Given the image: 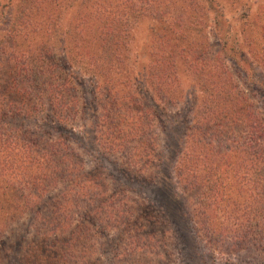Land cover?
<instances>
[{
  "label": "rangeland",
  "instance_id": "1",
  "mask_svg": "<svg viewBox=\"0 0 264 264\" xmlns=\"http://www.w3.org/2000/svg\"><path fill=\"white\" fill-rule=\"evenodd\" d=\"M6 1L0 0V39L5 38L3 30L18 7L17 0ZM160 1L155 16L145 14L128 24L124 60L112 74V84L74 63L79 59L69 40L74 36L71 21L77 17V2L56 9L57 33L41 35L54 45L51 59L65 63L70 96L77 103L74 115L58 129L66 153L77 165L75 179L56 182L33 208L12 220L4 218L0 209V264H264V225L248 240L232 242L225 234L217 236L199 226L196 215L191 219L197 208L195 192L176 186L173 160L180 145L175 146L174 136L182 140L193 98L211 92L205 71L198 80L197 73L184 71L180 59L169 58L176 56V44L193 54L190 59H196V67L209 59L216 69L225 68L229 72L226 90L248 98L251 110L264 119V62L259 63L254 54L264 45V0ZM58 35L68 41L63 52L55 43ZM89 36L91 31L82 44L88 52L83 62L98 66L101 57L93 43L86 42ZM9 39L17 51L37 43V37L17 32L10 33ZM152 53L160 56L163 82L171 94L168 91L161 99L152 96L157 109L150 106L138 77ZM109 84L118 94L116 103L106 92ZM131 94L135 97L128 105ZM103 106L109 111L106 120L101 115ZM148 108L151 114L145 123L158 160L140 170L127 163L128 156L120 150L107 149L126 143L128 128L135 118L143 122ZM25 123L32 130L50 129L34 120ZM242 185L241 191L249 194L250 185ZM84 191L87 197H73L74 192Z\"/></svg>",
  "mask_w": 264,
  "mask_h": 264
},
{
  "label": "trees",
  "instance_id": "2",
  "mask_svg": "<svg viewBox=\"0 0 264 264\" xmlns=\"http://www.w3.org/2000/svg\"><path fill=\"white\" fill-rule=\"evenodd\" d=\"M69 1L17 0V12L9 17L3 30L5 38L0 39V209L8 220L33 208L47 188L71 178L77 169L58 130L74 115L77 103L70 96L73 91L65 63L51 59L54 45L51 38L41 35L57 33L56 9L62 4L71 8L77 2V17L71 21L74 36L69 40L79 59L74 63L89 69L96 79L110 83L112 74L124 60L128 24L145 14L155 16L161 3L159 0ZM91 22L93 25H89ZM90 31L91 37L86 42L93 43V50L100 54L98 66L83 62L88 52L82 44ZM12 32L37 37V43L33 48L26 47V51H17L14 40L9 39ZM261 39L264 44V29ZM55 43L59 52L69 47L68 41L59 35ZM173 48L176 56L169 58L180 59L184 71L197 73L198 80L205 71L204 79L211 92L193 98L189 126L185 127L182 140L174 136L175 146L180 145L173 160L176 186L182 191L194 190L197 208L191 212V219L196 215L201 220L197 222L199 226L208 227L217 236L225 234L232 242L246 241L261 232L264 225V119L251 110L248 98L226 90L229 72L225 68L216 69L209 59L196 67V59H190L193 54H187L176 44ZM254 54L263 63L264 45ZM150 57L139 72V85L150 106L157 109L159 106L153 105L152 96L161 99L170 87L163 82L160 56L152 53ZM136 80L132 79L134 83ZM110 84L106 92L111 95V102L116 103L119 97ZM133 97L131 94L128 98V105L133 104ZM105 107H102L103 120L109 113ZM148 109L143 122L141 117L135 118L128 128L126 143L111 144L107 149L120 150L128 156L127 163L140 170L158 160L153 156L155 144L145 123L151 114V108ZM160 111L162 114L163 110ZM29 120L50 129L32 130L25 123ZM242 182L250 185L249 194L241 191ZM87 195L86 191L74 192L73 197L83 199Z\"/></svg>",
  "mask_w": 264,
  "mask_h": 264
}]
</instances>
